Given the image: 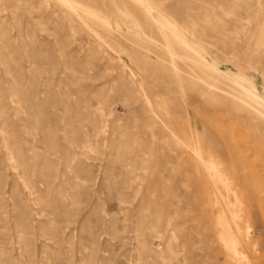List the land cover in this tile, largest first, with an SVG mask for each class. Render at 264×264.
<instances>
[{
  "label": "rangeland",
  "instance_id": "1",
  "mask_svg": "<svg viewBox=\"0 0 264 264\" xmlns=\"http://www.w3.org/2000/svg\"><path fill=\"white\" fill-rule=\"evenodd\" d=\"M0 264H264V0H0Z\"/></svg>",
  "mask_w": 264,
  "mask_h": 264
},
{
  "label": "bare ground",
  "instance_id": "2",
  "mask_svg": "<svg viewBox=\"0 0 264 264\" xmlns=\"http://www.w3.org/2000/svg\"><path fill=\"white\" fill-rule=\"evenodd\" d=\"M144 3H145V6H147V8H148L149 10L154 9L153 6H152L148 1H144Z\"/></svg>",
  "mask_w": 264,
  "mask_h": 264
}]
</instances>
